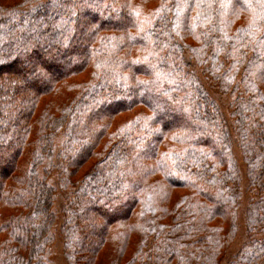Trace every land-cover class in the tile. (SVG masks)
I'll return each instance as SVG.
<instances>
[{
	"label": "trees",
	"instance_id": "16d2710c",
	"mask_svg": "<svg viewBox=\"0 0 264 264\" xmlns=\"http://www.w3.org/2000/svg\"><path fill=\"white\" fill-rule=\"evenodd\" d=\"M195 68L264 195V0H0V264H53L55 231L65 264H215L237 165ZM246 219L233 264H264L263 197Z\"/></svg>",
	"mask_w": 264,
	"mask_h": 264
},
{
	"label": "rangeland",
	"instance_id": "374dc122",
	"mask_svg": "<svg viewBox=\"0 0 264 264\" xmlns=\"http://www.w3.org/2000/svg\"><path fill=\"white\" fill-rule=\"evenodd\" d=\"M194 72L197 74L199 80L203 84L204 88H206L207 92L211 96V98L217 103L219 106L222 115L224 117L225 124L228 125L230 130V136L232 141V149L231 156L232 159L236 162V174L235 178L232 180L237 187L238 192V201L237 208L234 212L233 223L235 226L232 228V232H234L233 237L227 242V247L223 254L218 258L215 264H233L234 258L239 253L240 249L248 242L249 235L247 233L248 226L250 225L246 219V209L251 206L253 203L257 202V200L261 197L264 199V195H259L253 187L249 185L248 175L246 176V165L243 160V156L238 147V143L236 142V135L234 134V120L232 119V109L231 105L233 103L232 96H228L223 93L212 81H210L206 75L202 74V71L198 68H195ZM168 118L171 123H176V119ZM223 129V128H222ZM59 176L56 172L51 174L50 181L54 182L55 188L57 190L60 189L59 184ZM73 192L75 189H70L64 194L58 193L56 202L54 207L52 208V212L54 213L57 219V227L63 222V214L62 210L65 204L67 203L66 199H72ZM55 231V229H54ZM55 235V243L51 249V260L53 264H65L63 260V249H62V240L57 231L54 233ZM261 237V236H257ZM147 264V263H144Z\"/></svg>",
	"mask_w": 264,
	"mask_h": 264
}]
</instances>
